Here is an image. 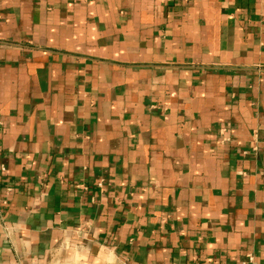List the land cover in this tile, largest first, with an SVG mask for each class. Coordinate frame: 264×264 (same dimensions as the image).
Segmentation results:
<instances>
[{
    "label": "crops",
    "instance_id": "0c3cea01",
    "mask_svg": "<svg viewBox=\"0 0 264 264\" xmlns=\"http://www.w3.org/2000/svg\"><path fill=\"white\" fill-rule=\"evenodd\" d=\"M0 264H264V0H0Z\"/></svg>",
    "mask_w": 264,
    "mask_h": 264
},
{
    "label": "built area",
    "instance_id": "2783aa9c",
    "mask_svg": "<svg viewBox=\"0 0 264 264\" xmlns=\"http://www.w3.org/2000/svg\"><path fill=\"white\" fill-rule=\"evenodd\" d=\"M248 260H249V261H252V260H253L252 256H249V257H248Z\"/></svg>",
    "mask_w": 264,
    "mask_h": 264
}]
</instances>
